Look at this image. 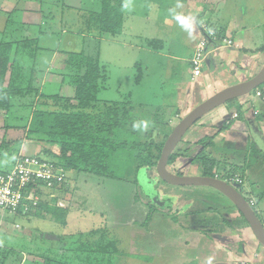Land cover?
<instances>
[{
  "label": "crops",
  "instance_id": "crops-1",
  "mask_svg": "<svg viewBox=\"0 0 264 264\" xmlns=\"http://www.w3.org/2000/svg\"><path fill=\"white\" fill-rule=\"evenodd\" d=\"M5 1L9 4L5 10H2L6 14L10 15L19 10V6L18 8L14 7L17 0ZM22 3L27 4L23 8L26 15L37 16L39 19L35 18L36 21H32L28 18L25 23L22 22L21 26L18 27L20 34L11 36L10 39L1 42L33 41L35 51L32 54L31 50L27 51V57L25 60L23 59L21 67L29 75L33 74L40 89L47 91L63 89L64 93L66 87L63 85L64 81L59 73L65 71L63 64L65 54L72 51L60 50L59 47L63 44L71 47L73 38L80 37L84 40V33H69L62 25L59 26L61 27V35L58 37H56L57 31L52 26H48L47 33H45L46 30L41 24L44 23L46 17L42 11L43 1L20 0L21 6ZM47 3L48 0L46 6ZM101 7L102 0H88V4H84L80 0L77 6H65L67 11L74 12L72 14L78 17V21L82 17L80 15L82 11L84 14L98 13ZM153 9H157L158 13L155 15L158 18L151 14ZM122 12V33L115 36L101 33L95 36V41L98 40L101 43L115 47L114 51L126 47L127 51L137 50L140 56L150 58L152 55L151 57L158 59L159 62L162 58H169L176 62L174 64L175 83L170 86L172 91L170 99L155 109L151 108L153 114H157L162 118L161 124L165 129L175 126L176 124L173 125V123L183 118L199 98L206 100L226 87L247 81L264 67V0H168V3L164 0H123ZM46 14L48 18L51 17L49 12ZM167 14L175 18L173 24L184 25L188 35L191 33L188 43L179 42V36L178 40H175L178 42V49L179 47L183 49V53L180 55L174 53L172 55L168 52L170 51L168 38L173 35L162 20L165 19ZM64 15L68 17L70 13ZM62 16L63 13L59 18L60 22ZM130 18H134L135 21H131ZM136 24L145 25L150 30L149 35L139 32ZM202 25H206L214 31L219 39L230 40L233 45L226 47L217 44V42H210L205 59L201 64L200 75L192 80L190 61L194 46L204 35L201 30ZM155 28L160 29L164 36L162 37L160 33L152 35L151 31ZM174 37L177 39L176 36ZM49 42H55L59 47L49 48L46 46ZM103 53L104 50H99L97 58L102 71L105 73L104 67L107 64L102 63ZM111 56L114 57L113 53H111ZM163 62L165 63V61ZM141 65H143L141 62L133 61L127 63V65L116 63L113 66H116L118 73L126 74L128 78L131 75L134 76V71L137 70V78L139 77V79L137 80L134 76V81L140 82L144 75ZM128 73L131 75L129 76ZM104 76L105 74H103L99 86L102 89H99L97 100L101 90H105L102 86L104 84L102 81L105 80ZM262 85L263 87L257 88L253 94L250 93L238 98L235 104L230 106L224 104L205 114L198 121L200 122L198 128L187 134L192 126L186 132L187 135H184L177 145L176 148L178 149L174 154L178 157L175 163L170 166L175 171L180 169L178 159L183 154L193 156L201 154L215 160L214 177L226 182L236 177L241 181L239 190L237 189L241 195L245 183L248 185L247 190L251 197L247 201L254 203L253 210L254 207L258 208L257 204L261 200H264V160L251 163L247 167L248 146L251 142H255L264 152V84ZM257 92L260 93V96L256 95ZM126 98V101L123 100L117 104L126 103L136 112L141 113H144L142 109L148 107V105H144V101L133 103L128 101L129 96ZM234 114L237 115L236 118H233ZM205 137L211 138V145L203 147L198 144V140ZM27 148H30V153H39V150L34 146ZM173 170L168 171L176 174ZM185 176L202 175L189 173ZM253 185L255 187L254 191L252 190ZM202 188L210 189L213 192H211L213 197L220 195L228 201L212 188ZM203 192L209 193L207 191ZM189 200L190 205L187 206V209L179 205L172 208V205L169 204L171 209L152 214V219H157L156 222H159V224L162 223L161 228H159L160 234L157 237L160 241V247L172 248V245H175V248H179V250L190 249L187 257H191V259L187 261V264H209V260H211V264L214 262L264 264V261L258 260L259 256L264 258V252H262L264 248L256 241L250 228L242 221L239 212L229 201V205L221 204L220 201L218 204L216 201V205H221V208H212L209 205L199 207L198 202L205 203V200L198 195L191 196ZM44 202L48 204L47 206L56 207V204L53 205V201L50 202L45 199ZM258 210L263 214V210L261 211L259 208ZM254 212L256 213L255 210ZM43 214L39 216H43ZM38 215L34 214L27 217L34 218V225H36L39 222ZM258 218L261 219L259 216ZM15 225L1 224V241H11L6 237H20L23 228L20 226L16 229ZM3 247L8 246L3 244ZM180 254L182 255L181 251ZM205 254L206 257H199ZM219 255L224 256L220 257ZM183 264H186V261H183Z\"/></svg>",
  "mask_w": 264,
  "mask_h": 264
},
{
  "label": "rangeland",
  "instance_id": "rangeland-1",
  "mask_svg": "<svg viewBox=\"0 0 264 264\" xmlns=\"http://www.w3.org/2000/svg\"><path fill=\"white\" fill-rule=\"evenodd\" d=\"M40 1H43L42 11L46 16L44 18V23H41L46 30L45 33H47V27L52 26L57 31L58 34L56 37H58L61 35V27L59 26L62 25L69 33H84L85 38L84 40L80 37L73 38L74 40L71 47L65 46L64 44L59 47L55 42H49L46 46L52 49H55V47L58 46L60 50L66 49L76 53L82 51L85 55L90 57H96L99 50H104L102 63H106L107 66H105L106 68L104 67L105 80L102 81L104 82L102 86H104L105 90H101V94L98 96L99 102L97 103V106H102L104 103L116 104L123 100L126 101V97L129 96L128 101H132L133 103L144 101V105H148L146 109L141 108L144 110V113H140L141 115L138 116V120H140L139 125L138 122L134 124L135 126H139L138 130L141 133L146 132L147 129L151 128L152 125H155L156 122L161 121L162 118L157 114H153L151 108L155 109L170 99V94L172 93L170 86L175 83L174 64L176 62L169 58H162L159 62L158 59L151 57L152 55H148L150 58L140 56L137 50L127 51L126 47L118 48L114 51L115 47L107 45L106 43H101L98 40L95 41L94 34L87 29L86 19L88 14H84L82 11V14L80 13L82 17L78 21V17L75 14H72L74 12H69L65 8V6L68 5L77 6L80 0H48L47 6V0ZM82 1L84 4H88V0ZM164 1L168 3V0ZM24 5L27 4L22 3V7L20 0H17L14 7L18 8L19 6V10L8 15L2 10H5L9 4L5 0H0V42L10 39L11 36H17L20 34L18 27L21 26L22 22L25 23L28 18L32 21H34L35 18L39 19L37 16L33 17L26 15L23 11V8H25ZM47 12L50 13V18H48V15L46 14ZM61 13H63L62 23L59 21ZM67 13H70V16L67 17L64 15ZM156 13H158L157 9H153L151 12L152 15H155ZM155 17L158 18L157 15H155ZM130 19L131 21H135L134 18ZM174 19L175 18L171 15L167 14L165 19L162 20L166 23L165 26H168V29L173 35L171 38H168L170 41L168 44L170 51L168 52L172 55L173 53L175 55H180L183 53V49L180 47L178 49V42L175 40H178L179 36V42L184 44L188 43L191 33L188 35L184 25L173 24ZM136 26L138 27L139 32L145 33L147 36L149 35L150 30L147 29L145 25L141 26L136 24ZM158 33L162 34V37L164 36L163 32H160V29L155 28L151 31L152 35H158ZM174 36H176L177 39ZM111 53H113L115 58L111 56ZM43 59L45 60L44 57ZM162 60L165 61V63ZM133 61L141 62L143 64L141 65V70L144 75L140 82L134 81V76L137 77V70L134 71V76L128 73L129 76L131 75V77L128 78V75L118 73V71H116V66H113L116 63H124V65H127V63ZM62 72L65 73V71ZM64 78L66 79L63 83L66 87L64 93L63 89L40 91L41 93H39L35 106L37 107L43 104L45 107L53 106L54 97L61 100L72 98L73 87L69 84V79L66 75ZM261 86L263 87V85ZM99 89L102 88L99 87ZM254 92L255 90H253L251 94ZM61 100L58 101L60 102ZM203 100V98H199L192 107L194 108ZM16 103L18 104V102H15V104ZM229 105L230 104L226 106ZM135 107L138 108L137 106ZM13 109L15 114L0 112L1 172L11 171L14 167L15 159L18 156L22 154H37L29 152L30 148L27 147L30 146H34V148L39 150L38 154L41 159H51L42 154L43 150L48 148L37 142L42 141V139H39L38 137H30L26 134V128L30 121V112L26 111V107L23 106H21V108ZM155 115L158 118H156L153 124H151L150 118ZM179 120H176L173 125L177 124ZM199 123L200 122L195 123L187 134L194 129H197ZM134 125L132 127H134ZM171 128H173V126L167 127L165 132L169 133ZM157 136H154L155 141L158 140ZM143 139L144 138H142V140ZM145 141L149 142L150 136H146ZM177 149L178 148H176L172 154H174ZM22 150L24 151L23 153ZM190 155L191 154L180 155V158L178 159V161H180V169L175 171L170 168L175 162L168 165L167 169L173 170L176 174H184V176L189 173L201 174L198 162L194 160L192 161L191 157L193 155ZM194 157L195 156H193V158ZM131 162L133 161L122 160L120 163L118 162V164L126 169L127 166L131 165ZM142 170L146 177L145 182H142L143 186L146 187L145 184L151 182L150 188L152 191L148 190L149 196L146 193V189H144V191L142 190V184H139L138 182L139 190H141V192H139L137 185L130 183L132 178H127L131 176L127 175V172H124L125 170H122L121 167L119 172H116L114 178L96 177L87 174L74 176L69 173V177H75L74 180L70 179V181L74 183V186L70 187L68 190L64 188L61 191L56 190L54 192L55 198H53V205L55 203L56 207L46 210L43 216H39L42 212L41 214L38 213L39 215L36 214L39 216V222L36 225H34L35 221L32 217L14 216L10 214L2 216L0 218V226L2 223L12 226L18 224L19 227L21 226V228H23V231L19 235V238H13L12 236L6 237L8 240L13 241L16 248L6 247L5 252L0 251V264H30L34 262L30 254L39 255L41 257L45 256L43 258H55L60 262L68 264H183V261H186L187 264V261L191 259V257H187V253L190 249L185 248L179 250V248H175V245H172V248L160 247V241L157 237L160 234L159 228H161L162 223L159 224V222H156L157 219H152V214L154 212L150 213L149 203L151 202V205L153 203L159 208V211H155V213L171 209L169 204L172 205V208L173 206L178 207L179 205L187 209V206L190 205L189 198L191 196L194 197V194L198 191L209 192L210 189L167 185L162 183L157 177L155 167L141 169L136 174V179L139 177ZM66 182H68V179ZM247 189L248 185L245 183L242 195L246 200L251 197ZM254 189L255 187L253 185L252 190L254 191ZM154 192L158 194V202H155L156 198L154 197ZM211 192L212 191L209 193L212 194L213 192ZM216 196L212 197V199H204L205 203L198 202V206L203 207L209 205V207L212 208H221V205H216L217 202L219 204V201L222 202L221 204H230L220 195L217 196V199ZM58 199H61L62 201ZM257 206L261 211L263 210V214H261L258 208L254 207L257 215L261 218L260 220L263 221V224L264 200H261ZM160 208H162V210H160ZM104 246L107 247L105 251L100 249ZM18 247L24 249L22 260L20 258L21 261L15 258V254H19L21 251ZM180 251L182 252V255L180 254ZM206 256L207 255L205 254L199 257L204 258ZM219 256L223 257L224 255ZM258 260L263 262L264 258L259 256Z\"/></svg>",
  "mask_w": 264,
  "mask_h": 264
},
{
  "label": "trees",
  "instance_id": "trees-1",
  "mask_svg": "<svg viewBox=\"0 0 264 264\" xmlns=\"http://www.w3.org/2000/svg\"><path fill=\"white\" fill-rule=\"evenodd\" d=\"M122 8L123 0H102L101 12L88 13L87 15L88 31L94 36L101 33L111 36L121 34L123 28ZM28 50H31V54L35 51L33 41L0 43V112L15 114L13 108L26 107V111L30 112V121L26 128L27 136L42 139L43 142H37L48 147L43 150L42 154L51 158L50 160L62 167L65 172L74 176L87 174L114 178L121 167L122 170H125L124 172H127V175L131 176L127 178H132L130 183L136 184L138 187L136 174L141 169L156 167L163 143L172 129L166 133L161 120L148 128L151 131L147 129L146 132L141 133L138 130L140 121L138 116L141 115V112H134L135 110L128 104L104 103L102 106H97L99 102L97 95L104 72L99 65L97 56L90 57L83 52L65 54L63 61L65 73L62 71L59 73L63 81H66L65 75L69 79V84L73 87L72 98L61 100L54 97L53 106L45 107L43 104L36 107V100L43 90L36 83L33 74L29 75L21 67L23 59L25 60L27 57ZM136 79L138 80L139 77ZM236 102L237 99L226 103V105ZM156 118H158L156 115L151 117L150 123L153 124ZM136 122L138 125L132 127ZM146 136H150L149 142L145 141ZM154 136H157L158 140L155 141ZM142 138L144 139L142 140ZM198 144L203 147L209 146L211 138H202L198 140ZM177 157L176 154H171L167 166L175 162ZM247 158L248 167L251 163L264 160V152L255 142H251L248 146ZM122 160H132L133 162L125 169L118 164ZM193 160L198 162L202 176L214 177L215 160L201 154H197L192 158ZM138 191L141 192L139 187ZM197 195L202 199H212L213 197L210 193L199 191L194 194V197ZM150 203V213L159 211V208ZM47 205L42 202L35 214L45 213L46 210L55 208L52 205ZM240 217L248 226L243 217L241 215ZM3 244L15 247L13 241H1L0 239V251L5 252L6 247H3ZM105 246L100 249L105 251L107 248ZM18 248L21 251L19 254H15V258L22 260L24 249ZM30 255L34 261L30 264H68L55 258Z\"/></svg>",
  "mask_w": 264,
  "mask_h": 264
},
{
  "label": "built area",
  "instance_id": "built-area-1",
  "mask_svg": "<svg viewBox=\"0 0 264 264\" xmlns=\"http://www.w3.org/2000/svg\"><path fill=\"white\" fill-rule=\"evenodd\" d=\"M201 30L204 35L194 46L190 61L192 80L200 75L201 64L210 42H217L226 47L233 45L230 40L219 39L206 25H202ZM256 95L260 96V93L257 92ZM236 117L234 114L233 118ZM70 179L74 180L75 177H69V173L52 160L41 159L38 154L18 156L11 171H0V218L6 214L22 217L34 215L45 199L51 201L55 198L56 190H68L73 187L74 183ZM228 182L241 184L236 177ZM248 203L251 207L254 206L252 201ZM15 228L18 229L19 226L15 225Z\"/></svg>",
  "mask_w": 264,
  "mask_h": 264
},
{
  "label": "water",
  "instance_id": "water-1",
  "mask_svg": "<svg viewBox=\"0 0 264 264\" xmlns=\"http://www.w3.org/2000/svg\"><path fill=\"white\" fill-rule=\"evenodd\" d=\"M262 84H264V67L259 73L247 81L226 87L192 108L183 118L179 120L175 126H173L170 134L165 139L155 167V171L157 177L167 185L175 187H209L217 191L219 194L224 196L239 212V214L248 224V227L250 228L256 241L264 248V226L254 212L253 208L249 205L248 201L237 190V188H239L238 184H232L216 177L177 175L171 173L167 169V162L170 155L174 152L186 132L205 114L217 108L218 106L224 105L232 100L250 94ZM145 178V173L142 170L139 177L137 178L139 184L145 182ZM150 183L145 184L146 187H144L143 184L141 185V187H144H142L143 191L146 189L147 195L148 190H151ZM154 194V197L156 198L155 202H158V194L156 192H154ZM212 264L229 263L214 262Z\"/></svg>",
  "mask_w": 264,
  "mask_h": 264
},
{
  "label": "clouds",
  "instance_id": "clouds-1",
  "mask_svg": "<svg viewBox=\"0 0 264 264\" xmlns=\"http://www.w3.org/2000/svg\"><path fill=\"white\" fill-rule=\"evenodd\" d=\"M134 127H136V126L134 125ZM209 264H211V260H209Z\"/></svg>",
  "mask_w": 264,
  "mask_h": 264
},
{
  "label": "flooded vegetation",
  "instance_id": "flooded-vegetation-1",
  "mask_svg": "<svg viewBox=\"0 0 264 264\" xmlns=\"http://www.w3.org/2000/svg\"><path fill=\"white\" fill-rule=\"evenodd\" d=\"M253 208V207H252ZM162 210V208H160ZM163 211V210H162Z\"/></svg>",
  "mask_w": 264,
  "mask_h": 264
}]
</instances>
